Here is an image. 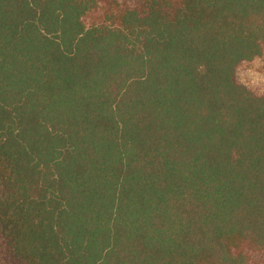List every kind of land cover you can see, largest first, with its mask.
<instances>
[{
  "label": "trees",
  "instance_id": "16d2710c",
  "mask_svg": "<svg viewBox=\"0 0 264 264\" xmlns=\"http://www.w3.org/2000/svg\"><path fill=\"white\" fill-rule=\"evenodd\" d=\"M0 264H264V0H0Z\"/></svg>",
  "mask_w": 264,
  "mask_h": 264
}]
</instances>
